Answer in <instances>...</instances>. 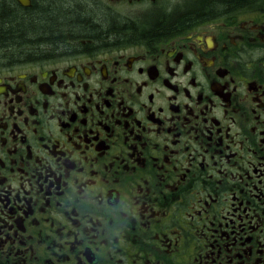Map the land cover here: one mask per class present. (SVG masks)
<instances>
[{
	"label": "flooded vegetation",
	"instance_id": "obj_1",
	"mask_svg": "<svg viewBox=\"0 0 264 264\" xmlns=\"http://www.w3.org/2000/svg\"><path fill=\"white\" fill-rule=\"evenodd\" d=\"M74 1L130 38L0 55V264H264V0Z\"/></svg>",
	"mask_w": 264,
	"mask_h": 264
},
{
	"label": "trees",
	"instance_id": "obj_2",
	"mask_svg": "<svg viewBox=\"0 0 264 264\" xmlns=\"http://www.w3.org/2000/svg\"><path fill=\"white\" fill-rule=\"evenodd\" d=\"M73 4L74 0H32L31 7H25L16 0H0V55L36 47L38 51L68 49L79 40L97 38L109 42L130 38L129 28L115 26L106 16L89 8H72ZM154 29L151 36L165 32Z\"/></svg>",
	"mask_w": 264,
	"mask_h": 264
},
{
	"label": "bare ground",
	"instance_id": "obj_3",
	"mask_svg": "<svg viewBox=\"0 0 264 264\" xmlns=\"http://www.w3.org/2000/svg\"><path fill=\"white\" fill-rule=\"evenodd\" d=\"M72 8H84V7L79 5V4L78 5L77 4H73ZM77 45H78V42H74L71 45V47H77ZM57 49L59 50L60 48L57 47ZM57 49H56V47H54V48L47 49L46 52H45L44 49H42V51H38L37 47H36V48L29 49V50H23V51H20V52L16 51V52H13V53L16 54L15 57L19 56V57L24 58L26 60H40L41 57H39V56H42V55H44L42 58L59 55L60 52ZM26 51H28L29 53L26 54L25 53Z\"/></svg>",
	"mask_w": 264,
	"mask_h": 264
},
{
	"label": "water",
	"instance_id": "obj_4",
	"mask_svg": "<svg viewBox=\"0 0 264 264\" xmlns=\"http://www.w3.org/2000/svg\"><path fill=\"white\" fill-rule=\"evenodd\" d=\"M25 6L29 5L30 0H20Z\"/></svg>",
	"mask_w": 264,
	"mask_h": 264
}]
</instances>
